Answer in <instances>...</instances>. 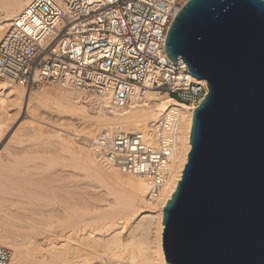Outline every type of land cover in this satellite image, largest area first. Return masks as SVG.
I'll use <instances>...</instances> for the list:
<instances>
[{"label": "water", "instance_id": "95a60500", "mask_svg": "<svg viewBox=\"0 0 264 264\" xmlns=\"http://www.w3.org/2000/svg\"><path fill=\"white\" fill-rule=\"evenodd\" d=\"M207 81L163 208L169 264H264V0H186L165 41Z\"/></svg>", "mask_w": 264, "mask_h": 264}, {"label": "built area", "instance_id": "2783aa9c", "mask_svg": "<svg viewBox=\"0 0 264 264\" xmlns=\"http://www.w3.org/2000/svg\"><path fill=\"white\" fill-rule=\"evenodd\" d=\"M186 0H28L0 37V78L28 89L61 85L90 95L109 93L115 107L140 103L152 91L192 110L208 92L181 56L165 49L169 26ZM180 114L169 104L150 129L86 138L98 157L147 180L148 197L168 181L178 150ZM150 141H149V140ZM12 249L0 244V264ZM169 264V263H168Z\"/></svg>", "mask_w": 264, "mask_h": 264}, {"label": "bare ground", "instance_id": "6f19581e", "mask_svg": "<svg viewBox=\"0 0 264 264\" xmlns=\"http://www.w3.org/2000/svg\"><path fill=\"white\" fill-rule=\"evenodd\" d=\"M27 2L0 0V37ZM0 84L1 88L6 86L5 81ZM56 86L60 88L54 94L47 89L25 91L22 86L12 89L9 100L0 95V108L8 111L12 107L17 115L25 112L31 123L29 135L39 138L46 134L47 140L71 155L77 168L113 193V200L104 208L77 214L69 209H61L57 214L53 210L40 212V218H33L34 223L27 226L28 233L21 234L27 238L22 241L10 222V217L15 216L7 210L9 192H0V244L12 249L9 264H95L94 259L99 264H168L161 244L163 208L187 162L192 106L150 91L147 98L153 101L140 103L134 99L119 108L111 104L109 93L89 96L77 89ZM169 104L177 105L180 114L178 150L169 179L154 198L148 197L146 179L120 172L110 159L98 158L87 145L76 141L77 132L84 133L86 138L118 131L146 132ZM91 132L94 133L87 135ZM10 167L0 166V174ZM54 217L56 222L52 221Z\"/></svg>", "mask_w": 264, "mask_h": 264}, {"label": "rangeland", "instance_id": "374dc122", "mask_svg": "<svg viewBox=\"0 0 264 264\" xmlns=\"http://www.w3.org/2000/svg\"><path fill=\"white\" fill-rule=\"evenodd\" d=\"M0 81L5 80L0 78ZM6 82V86H0V95L9 100L11 90L21 86ZM59 88L46 85L31 90L24 87V90L47 89L54 94ZM27 119L25 112L17 115L12 107L8 111L7 108H0V166H11L0 174V192H9L7 210L15 216L10 217V222L17 238L22 241L27 238H22L21 234L28 233L27 226L34 223L33 218H40V212L53 210L57 214L61 209H69L77 214L80 211L104 208L109 205V200H113V193L107 192L98 179L77 168L71 155L47 140L46 134L32 138L29 135L31 123ZM77 134L85 135L81 132ZM56 220L57 217L52 218V221ZM14 224H18L19 228L14 227ZM93 261H96L95 264L100 263L97 259Z\"/></svg>", "mask_w": 264, "mask_h": 264}]
</instances>
